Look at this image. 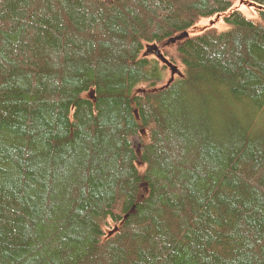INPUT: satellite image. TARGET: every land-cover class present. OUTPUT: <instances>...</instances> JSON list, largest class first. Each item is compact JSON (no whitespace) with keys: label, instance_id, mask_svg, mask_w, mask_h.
Here are the masks:
<instances>
[{"label":"trees","instance_id":"obj_1","mask_svg":"<svg viewBox=\"0 0 264 264\" xmlns=\"http://www.w3.org/2000/svg\"><path fill=\"white\" fill-rule=\"evenodd\" d=\"M243 1L0 0V264H264V0Z\"/></svg>","mask_w":264,"mask_h":264},{"label":"rangeland","instance_id":"obj_2","mask_svg":"<svg viewBox=\"0 0 264 264\" xmlns=\"http://www.w3.org/2000/svg\"><path fill=\"white\" fill-rule=\"evenodd\" d=\"M233 3V9H237L239 11H241L244 16L246 18H254L256 16V10L257 9H261L259 8L257 5L243 1V0H229ZM228 14L226 13H222V14H215L213 16H210L208 18H203L200 19L190 30H189V36L193 37V36H198L201 35L204 31L208 30V29H215L218 32H222L224 30H226V24L224 22V18H227ZM167 47V46H166ZM166 47H162L159 46L158 50L160 52H162V50H165ZM175 48L171 49L169 51V53L172 55L173 51ZM147 50V49H146ZM154 51V48H149V54L147 55L148 57H153L155 58V56L152 54ZM162 54V53H161ZM143 56H145V54L143 53ZM168 57H164L165 60H167ZM156 59V58H155ZM159 61V63L163 66H166L165 63L161 60V59H157ZM174 67L177 68V70L179 71L181 76V70L180 67H177L175 65H172ZM166 71H164V87H167V83L172 81L174 78H177V75H172V72L169 68V66H166ZM170 85V84H169ZM168 85V86H169ZM162 87V86H161ZM144 133V132H143ZM146 133V132H145ZM146 138V135L143 134V136H136L133 138L132 142H133V147L136 151H140V143L141 140L143 141ZM137 169L138 172L142 175L143 170H144V166L137 164Z\"/></svg>","mask_w":264,"mask_h":264},{"label":"water","instance_id":"obj_3","mask_svg":"<svg viewBox=\"0 0 264 264\" xmlns=\"http://www.w3.org/2000/svg\"><path fill=\"white\" fill-rule=\"evenodd\" d=\"M187 37H188V34H187L186 32H185V33H182V34H180V35H178V36H175L172 40L168 41V42L166 43V46H168L169 44H175L176 42H179V41H181V40H183V39H185V38H187ZM152 54L156 57V59H161V60L165 63L166 66H169V68H170V70H171V72H172L173 77H174V75H177V76L180 75V73H179V71L177 70V68L174 67V66H172L167 60L164 59V57L161 55V53H160V51L158 50L157 47H154V51H153ZM172 81H173V80H172ZM172 81L168 82V83H167V86H168L169 84H171ZM133 211H134V208H133V210L131 211V213H132ZM127 217H128V214H127L126 216H124V219H126ZM116 231H117V229L115 228V229L113 230V233L116 232ZM111 234H112V233H110V235H111Z\"/></svg>","mask_w":264,"mask_h":264},{"label":"bare ground","instance_id":"obj_4","mask_svg":"<svg viewBox=\"0 0 264 264\" xmlns=\"http://www.w3.org/2000/svg\"><path fill=\"white\" fill-rule=\"evenodd\" d=\"M181 2H182V0H181ZM143 132H144V131H143ZM143 132H141V133H140V135H142V136H143V134H145V133H143Z\"/></svg>","mask_w":264,"mask_h":264}]
</instances>
